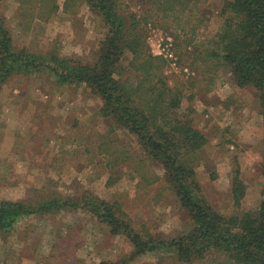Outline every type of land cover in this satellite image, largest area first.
<instances>
[{"label": "rangeland", "instance_id": "obj_1", "mask_svg": "<svg viewBox=\"0 0 264 264\" xmlns=\"http://www.w3.org/2000/svg\"><path fill=\"white\" fill-rule=\"evenodd\" d=\"M226 1L122 0V4L127 12L146 19L150 50L167 60L168 82L183 94L180 110L193 109L196 127L207 134L198 176L212 205L230 216L256 209L263 199L264 121L254 89L239 87L231 68L220 60L199 57L209 53L223 28ZM41 3L2 2L0 10L16 46L35 53L57 47L64 56L96 62L106 33L102 17L81 1L64 11L65 0H59L62 8L53 14H46ZM130 62L131 56L124 58L125 77L138 82ZM102 105L85 87L60 86L49 71L13 77L0 95V201L42 202L90 190L123 201L138 230L167 240L186 234L192 220L167 184L156 180L163 178V170L143 152L134 153L133 146L138 150V145L133 135L122 131L116 135L115 123L99 115ZM237 170L248 184L241 209L232 194ZM114 172L119 180L110 185ZM132 252L126 238L112 236L82 209L32 215L13 232L0 233V264L122 263ZM127 264L178 262L168 253H148Z\"/></svg>", "mask_w": 264, "mask_h": 264}, {"label": "trees", "instance_id": "obj_2", "mask_svg": "<svg viewBox=\"0 0 264 264\" xmlns=\"http://www.w3.org/2000/svg\"><path fill=\"white\" fill-rule=\"evenodd\" d=\"M3 1L0 0V8ZM80 1L102 17L106 29L94 63L64 56L57 47L42 53L17 47L7 18L0 10V95L13 77L44 71L51 72L60 86L85 87L102 101L99 115L115 123L116 135L118 131L133 135L138 145V150L133 146L134 153L143 152L163 170V178L157 176L156 180L167 184L192 224L180 237L169 240L157 237L136 228L123 201L85 190L78 196H56L42 202L1 200L0 233L13 232L21 220L32 215L82 209L93 214L112 236H122L133 246L129 260L122 263L104 260L100 264H127L148 253L171 254L178 264H264V186L263 199L254 210L228 216L212 205L198 176L209 138L196 127L190 115L193 109L180 110L183 94L168 82L167 60L150 50L143 25L146 19L143 21L137 12H127L122 0H65L64 11ZM175 1L185 4L202 0ZM41 2L46 14L62 8L59 0ZM223 16L225 22L212 42L213 47L199 57L205 56V61L220 60L231 68L239 87L254 89L264 121V0H227ZM40 17L44 20V16ZM127 56H131L130 68L140 77L138 82L125 77L127 69L123 61ZM123 163L124 167L131 165ZM114 164L112 169L116 167ZM117 175L118 172L111 175L110 185L119 180ZM247 189L248 184L237 170L232 194L239 209Z\"/></svg>", "mask_w": 264, "mask_h": 264}, {"label": "crops", "instance_id": "obj_3", "mask_svg": "<svg viewBox=\"0 0 264 264\" xmlns=\"http://www.w3.org/2000/svg\"><path fill=\"white\" fill-rule=\"evenodd\" d=\"M263 117V116H262ZM262 120V119H261Z\"/></svg>", "mask_w": 264, "mask_h": 264}]
</instances>
